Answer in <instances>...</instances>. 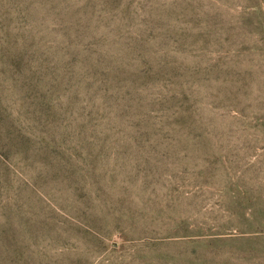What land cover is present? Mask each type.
Wrapping results in <instances>:
<instances>
[{"label": "rangeland", "instance_id": "374dc122", "mask_svg": "<svg viewBox=\"0 0 264 264\" xmlns=\"http://www.w3.org/2000/svg\"><path fill=\"white\" fill-rule=\"evenodd\" d=\"M0 264H264V0H0Z\"/></svg>", "mask_w": 264, "mask_h": 264}]
</instances>
